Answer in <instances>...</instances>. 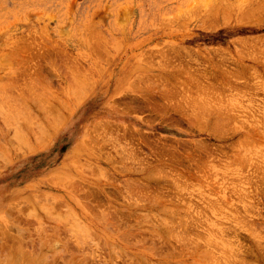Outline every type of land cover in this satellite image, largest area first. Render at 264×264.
Masks as SVG:
<instances>
[{
  "label": "rangeland",
  "instance_id": "obj_1",
  "mask_svg": "<svg viewBox=\"0 0 264 264\" xmlns=\"http://www.w3.org/2000/svg\"><path fill=\"white\" fill-rule=\"evenodd\" d=\"M193 262L264 264V0H0V264Z\"/></svg>",
  "mask_w": 264,
  "mask_h": 264
},
{
  "label": "bare ground",
  "instance_id": "obj_2",
  "mask_svg": "<svg viewBox=\"0 0 264 264\" xmlns=\"http://www.w3.org/2000/svg\"><path fill=\"white\" fill-rule=\"evenodd\" d=\"M261 3V2H260ZM259 9V8H258ZM248 13H250V11L248 12ZM214 18H216V17H214ZM255 60V59H254ZM258 60V59H257ZM260 63V62H259ZM185 67V66H184ZM237 69V68H236ZM37 73V72H36ZM33 75V74H32ZM35 75V74H34ZM205 75V74H204ZM237 76V75H236ZM192 77H194V76H192ZM195 77H196V75H195ZM165 78V77H164ZM10 79V78H9ZM194 79V78H193ZM236 80V79H235ZM8 81V80H7ZM162 81V80H161ZM168 81V80H167ZM196 82V81H195ZM162 83V82H161ZM207 83V82H206ZM205 83V84H206ZM200 84V83H199ZM215 83H213V85H214ZM203 85V84H202ZM243 85V84H242ZM201 86V85H200ZM205 87H206V85H205ZM245 87V86H244ZM203 88V87H202ZM209 88V87H208ZM13 89V88H12ZM211 89V88H210ZM162 90V89H161ZM212 90V89H211ZM238 90V89H237ZM198 91H199V89H198ZM209 91V90H208ZM229 91V90H228ZM236 91V90H235ZM251 91V90H250ZM207 92V91H206ZM212 92V91H211ZM201 93V92H200ZM213 93V92H212ZM208 94V93H207ZM222 94H223V92H222ZM180 95V94H179ZM182 95V94H181ZM250 95V94H249ZM226 96V95H225ZM163 97V96H162ZM214 97V96H213ZM219 97V96H218ZM227 97V96H226ZM243 98H244V96H243ZM252 98V97H251ZM16 99V98H15ZM214 99V98H213ZM240 99H242V98H240ZM9 100V99H8ZM12 100V99H11ZM169 100V99H168ZM22 101V100H21ZM218 101H219V99H218ZM13 102V101H12ZM212 102V101H211ZM226 102V101H225ZM19 103H21V102H19ZM17 104V103H16ZM171 104H173V103H171ZM175 104V103H174ZM222 104V103H221ZM203 105V104H202ZM167 106V105H166ZM173 106V105H172ZM215 106V105H214ZM223 106V105H222ZM168 107V106H167ZM217 107V106H216ZM215 107V108H216ZM230 107V106H229ZM171 108V107H170ZM184 108H185V106H184ZM194 108V107H193ZM178 109V108H177ZM185 109H187V108H185ZM218 109V108H217ZM167 110H169V109H167ZM13 111V110H12ZM157 111V110H156ZM190 111V110H189ZM22 112V111H21ZM6 113V112H5ZM203 113V112H202ZM206 113V112H205ZM228 113V112H227ZM159 114V113H158ZM199 114V113H198ZM255 114V113H254ZM231 115V114H230ZM10 116V115H9ZM44 116V115H43ZM184 116V115H183ZM198 116V115H197ZM204 117H205V115H203ZM222 116V115H221ZM224 116V115H223ZM207 117V116H206ZM227 117L228 118H226V120L227 121H231V119L233 118H231V116H228L227 115ZM45 118V117H44ZM209 118V117H208ZM231 118V119H230ZM9 119V118H8ZM50 119V118H49ZM219 119V118H218ZM220 119H222V118H220ZM234 119V118H233ZM196 120H197V118H196ZM217 120V119H216ZM225 120V119H224ZM225 120V122H227ZM201 121V120H200ZM207 121V120H206ZM5 123V122H4ZM220 123V122H219ZM234 123V122H233ZM232 123V124H233ZM229 125V124H228ZM203 129H206V128H203ZM46 131V130H45ZM258 135V134H257ZM247 137V136H246ZM3 138V137H2ZM199 142V141H198ZM261 144V143H260ZM263 145V144H262ZM262 149V148H261ZM225 151V150H224ZM221 152V151H220ZM223 154V153H222ZM220 157V156H219ZM197 158V157H196ZM216 159V158H215ZM248 159V158H247ZM235 162V161H234ZM239 162V161H238ZM196 163V162H195ZM242 163V162H241ZM258 163V162H257ZM202 165V164H201ZM204 165V164H203ZM209 165V164H208ZM227 166V165H226ZM197 169H199V168H197ZM142 170V169H141ZM189 170V169H188ZM235 170V169H234ZM196 171V170H195ZM202 171V170H201ZM238 171V170H237ZM218 173V172H217ZM262 173V172H261ZM174 174V173H173ZM212 174V173H211ZM215 174V173H214ZM263 174V173H262ZM202 176H204V175H202ZM239 176V175H238ZM221 177V176H220ZM262 177V176H261ZM210 178V177H209ZM229 182V181H228ZM263 182V181H262ZM209 183V182H208ZM259 183V182H258ZM210 185V184H209ZM214 185V184H213ZM245 185V184H244ZM255 185V184H254ZM232 188V187H231ZM254 188V187H253ZM149 189V188H148ZM223 190V189H222ZM220 192H221V190H220ZM241 194V193H240ZM231 195V194H230ZM248 196V195H247ZM254 197V196H253ZM229 198V197H228ZM226 200V199H225ZM240 201V200H239ZM250 201V200H249ZM259 202V201H258ZM83 203V202H82ZM218 203V202H217ZM233 204V203H232ZM104 205V204H103ZM137 205H138V203H137ZM231 205V204H230ZM135 207V206H134ZM211 207V206H210ZM233 207V206H232ZM260 207V206H259ZM239 210V209H238ZM244 210V209H243ZM255 210V209H254ZM247 212V211H246ZM251 212V211H250ZM244 213V212H243ZM117 214V213H116ZM181 214V213H180ZM48 216V215H47ZM67 216V215H66ZM235 217V216H234ZM240 219V218H239ZM201 220V219H200ZM66 223V222H65ZM64 223V224H65ZM160 223V222H159ZM200 223V222H199ZM202 223V222H201ZM256 223V222H255ZM16 224V223H15ZM41 224V223H40ZM168 224V223H167ZM174 224V223H173ZM215 224V223H214ZM250 224H252V223H250ZM249 224V225H250ZM12 225V224H11ZM68 225V224H67ZM85 225V224H84ZM259 225H260V223H259ZM262 225V224H261ZM15 226V225H14ZM17 226V225H16ZM63 226V225H62ZM210 226V225H209ZM263 226V225H262ZM87 227V226H86ZM44 228V227H43ZM185 228V227H184ZM196 228V227H195ZM210 228V227H209ZM175 229V228H174ZM220 229V228H219ZM6 230V229H5ZM63 230V229H62ZM115 231V230H114ZM116 231H118V230H116ZM177 231V230H176ZM185 231V230H184ZM222 231V230H221ZM21 232V231H20ZM172 232V231H171ZM186 232V231H185ZM217 232V231H216ZM6 233V232H5ZM8 233V232H7ZM90 233H91V231H90ZM221 233V232H220ZM219 233V234H220ZM22 234V233H21ZM92 234V233H91ZM255 234V233H254ZM256 234H257V232H256ZM131 235V234H130ZM133 235V234H132ZM214 235V234H213ZM26 236V235H25ZM151 236V235H150ZM153 236V235H152ZM221 237V236H220ZM55 238H57V237H55ZM206 238V237H205ZM210 238V237H209ZM219 238V237H218ZM258 238V237H257ZM20 239V238H19ZM91 239H92V237H91ZM224 239V238H223ZM46 240V239H45ZM185 240V239H184ZM207 240V239H206ZM10 241V240H9ZM18 241H20V240H18ZM189 241V240H188ZM193 241V240H192ZM12 242V241H11ZM14 242V241H13ZM178 242H179V240H178ZM187 242V241H186ZM198 242V241H197ZM206 242H208V241H205V243ZM223 242V241H222ZM227 242H229V241H227ZM18 243V242H17ZM17 243H15L16 245H17ZM21 243V242H20ZM52 243V242H51ZM225 243V242H224ZM232 243V242H231ZM155 244V243H154ZM194 244V243H193ZM200 244V243H199ZM208 244V243H207ZM209 244H210V242H209ZM208 244V245H209ZM63 245V244H62ZM205 245V244H204ZM221 245V244H220ZM20 246V245H19ZM196 246V245H195ZM262 246V245H261ZM105 247V246H104ZM158 247V246H157ZM193 247H194V245H193ZM227 247V246H226ZM8 248V247H7ZM204 248V247H203ZM215 249H216V247H214ZM15 250V249H14ZM13 250V251H14ZM204 250V249H203ZM207 251H208V248L206 249ZM220 250V249H219ZM262 250V249H261ZM18 251V250H17ZM181 251V250H180ZM188 251H189V249H188ZM210 251V250H209ZM228 251V250H227ZM16 252V251H15ZM14 252V253H15ZM32 252V251H31ZM215 252V251H214ZM213 252V253H214ZM230 252V251H229ZM235 252V251H234ZM19 253V252H18ZM25 253V252H24ZM212 253V254H213ZM23 254V253H22ZM27 254V253H26ZM204 254V253H203ZM207 254V253H206ZM211 254V255H212ZM215 254V253H214ZM171 255V254H170ZM210 255V256H211ZM214 256V255H213ZM159 257V256H158ZM234 257V256H233ZM5 258V257H4ZM213 258V257H212ZM221 258V257H220ZM230 258H231V256H230ZM39 259V258H38ZM210 259V258H209ZM224 259V258H223ZM222 259V260H223ZM226 259V258H225ZM35 260V259H34ZM219 260V259H218ZM237 260V259H236ZM9 261V260H8ZM208 261V260H207ZM213 261H214V259H213ZM217 261V260H216ZM38 262V261H37ZM220 262V261H219ZM225 262V261H224ZM183 263V262H182ZM191 263V262H190ZM42 264V263H41ZM192 264H194V262L192 263ZM198 264V263H197ZM202 264V263H201ZM245 264V263H244Z\"/></svg>",
  "mask_w": 264,
  "mask_h": 264
}]
</instances>
